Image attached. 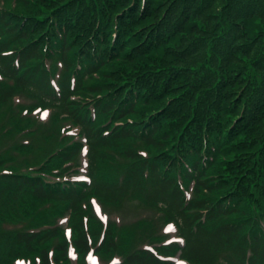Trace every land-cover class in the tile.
<instances>
[{"label":"trees","instance_id":"trees-1","mask_svg":"<svg viewBox=\"0 0 264 264\" xmlns=\"http://www.w3.org/2000/svg\"><path fill=\"white\" fill-rule=\"evenodd\" d=\"M110 1L113 7L103 6L102 0H17L32 21L40 25H44L49 15L76 21L77 13L68 8L71 6L79 7L83 17L104 14L111 18L103 24L108 43L111 23L118 16L125 40L123 52L116 57L112 54L108 62L93 64L88 81L79 80L77 92L106 91L101 95L107 94L108 99L96 104L103 118L139 117L126 129L118 128L119 132L108 137L100 135L91 143L93 190L56 197L45 195L46 199L71 204L77 224L83 221L82 203L89 195L97 196L106 205H114L126 200L135 190L146 198L156 196L163 201L167 196L175 198L176 211L182 210L184 201L176 178L164 177L155 162L139 160L136 152L131 156L127 148L130 141L140 137L145 147L162 154L177 145L187 152L193 167L191 173L183 168L185 178L196 180L197 198L184 211L205 210L212 222L221 216L223 221L241 213L242 220L241 226L225 224L217 235L204 237L199 247L188 250L186 256L202 264H217L221 255L233 260L236 254L241 256L242 264L245 250L237 244L250 222L253 200L264 193V144L259 140L264 135V99L260 87L254 86V82L262 86L264 78V14L261 13L264 1L147 0L144 9L142 0ZM26 60L23 55L22 69L27 66ZM63 60L67 70L62 84L66 97L74 62L66 54ZM33 71L36 73L33 79L37 80L39 72ZM94 74L100 79L96 80ZM92 82L97 85L91 87ZM46 84L40 79L43 88ZM124 84L134 86L140 105L121 93L119 88ZM150 115L152 124L147 130L145 121ZM111 150L122 151L124 155L118 153V156L125 162L136 161L126 169L128 181L119 189L118 182L109 183L115 178L113 170L117 167L110 165L111 173L105 178L100 171V152L107 156L106 151L111 153ZM204 151L214 158L207 166L201 164ZM95 180L98 185H94ZM42 188H37L41 196ZM229 199L242 200V212ZM181 217L186 219L185 224L200 220L198 214ZM79 226L77 237L82 240L79 249H87L82 224ZM22 237H26L27 243L34 241ZM50 237H41V244ZM260 245L255 242L253 246L256 258ZM65 253L66 248L62 251ZM131 260L138 264H162L151 255L133 256ZM45 264H48L46 258ZM257 264L262 262L258 260Z\"/></svg>","mask_w":264,"mask_h":264},{"label":"rangeland","instance_id":"rangeland-1","mask_svg":"<svg viewBox=\"0 0 264 264\" xmlns=\"http://www.w3.org/2000/svg\"><path fill=\"white\" fill-rule=\"evenodd\" d=\"M37 91H38V93H40L39 88H37ZM3 92H4V97L2 96ZM0 93H1V97H3L1 100V103H4V100L9 99V97H7V91L5 89L2 90L0 88ZM27 95L39 96L33 90L27 92ZM8 105L9 104H4V105L0 104V110L8 107ZM37 139H38V142L34 146V148H35L34 153H36V154H39V151H41L43 153V155L45 156L50 151H52L55 147L58 146V141L56 139L54 131H40L37 135ZM104 173L106 176L110 174V172H108V171H105ZM14 191H17V186H15V185L12 187V192H14ZM26 194H29V192H27ZM25 199H30V200H27L28 209L34 211L39 206V204H37L38 201L31 198L29 195L25 196L24 200ZM31 200H33V201H31ZM121 202H122V204L120 205L121 208H119V209L123 212L122 214L125 216L138 214L139 211L143 210L144 208H148V206H146V202L144 200H140L137 197H135L134 195L129 197L125 201H121ZM159 208H162V205H160ZM31 215H36V212L32 213ZM156 223L157 222L148 221V222L141 223L138 226L126 229V230H130V231H128L124 235L125 243L123 244L122 250L126 251L129 249L130 246L134 247L135 244L141 243L142 242L141 240H144L147 237H149L150 235H152V233L154 232ZM225 259H226L225 254L221 255L218 264H238L236 256L234 257L233 260L225 261Z\"/></svg>","mask_w":264,"mask_h":264}]
</instances>
